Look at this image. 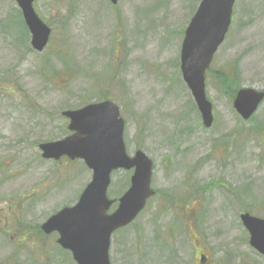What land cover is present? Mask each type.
<instances>
[{
	"label": "rangeland",
	"instance_id": "obj_1",
	"mask_svg": "<svg viewBox=\"0 0 264 264\" xmlns=\"http://www.w3.org/2000/svg\"><path fill=\"white\" fill-rule=\"evenodd\" d=\"M199 1L37 0L51 29L38 51L15 0H0V264H76L40 226L77 201L92 171L81 159H43L38 145L69 135L61 111L101 99L119 106L128 154L152 159L155 191L112 234L111 264H196L202 250L212 264H264L239 219L264 215V101L247 120L232 106L241 87L264 90V0L233 4L206 70L208 127L179 61ZM131 174L112 172L110 199Z\"/></svg>",
	"mask_w": 264,
	"mask_h": 264
},
{
	"label": "water",
	"instance_id": "obj_2",
	"mask_svg": "<svg viewBox=\"0 0 264 264\" xmlns=\"http://www.w3.org/2000/svg\"><path fill=\"white\" fill-rule=\"evenodd\" d=\"M15 1L31 33L32 47L41 51L48 41L50 28L35 13L34 0ZM234 1L201 0L181 44V76L206 127L210 126L213 115L212 104L205 94V72L228 30ZM263 98L264 91L242 87L232 105L239 116L247 120ZM62 114L69 118L68 129L72 133L62 139L40 143L41 156L80 158L92 171V176L78 200L49 216L41 229L45 233L56 231V242L71 253L76 264H111L112 233L133 221L154 193L150 187L152 160L139 149L133 155L126 152L124 119L114 102L103 100ZM116 169H133V172L129 187L117 199H110L107 188L111 173ZM115 201L116 208L108 212ZM240 219L250 234V245L264 255V219L247 212L241 213Z\"/></svg>",
	"mask_w": 264,
	"mask_h": 264
},
{
	"label": "flooded vegetation",
	"instance_id": "obj_3",
	"mask_svg": "<svg viewBox=\"0 0 264 264\" xmlns=\"http://www.w3.org/2000/svg\"><path fill=\"white\" fill-rule=\"evenodd\" d=\"M154 195V194H153ZM152 195V196H153ZM151 196V197H152ZM112 206H116V203H113L112 204ZM192 208V207H191ZM197 208H198V206H197ZM197 208H193V209H190L189 207H187V209H188V211H194V212H196L197 211ZM199 209V208H198ZM244 212H247V213H249L250 215H252V216H255V217H258V218H263L264 219V215H260V214H257V213H252V212H249V211H247V210H244V211H242L241 213H244ZM240 213V214H241ZM240 214H239V219H240ZM240 221H241V219H240ZM241 223H242V221H241ZM242 225H243V223H242ZM185 227H186V224H185ZM188 227H189V230H191V226L190 225H188ZM124 228V227H123ZM243 228L245 229V231L247 232V242L249 243V238H250V234H249V232H248V230H247V228L243 225ZM40 229H41V227H40ZM120 229H122V228H120ZM120 229H118V230H120ZM117 231V230H116ZM115 231V232H116ZM185 232V231H184ZM192 232L193 233H196L195 232V230H194V228H193V226H192ZM41 233H43V234H45L42 230H41ZM46 235V234H45ZM195 238H196V241H197V236L195 235ZM249 245H250V243H249ZM251 249L258 255V256H260L261 257V260L262 261H264V255L263 254H261L260 252H258L256 249H254V248H252L251 247ZM201 250V249H200ZM196 264H212L211 263V259H210V257H209V254L208 253H206V251H199V257L197 258V262H196Z\"/></svg>",
	"mask_w": 264,
	"mask_h": 264
}]
</instances>
